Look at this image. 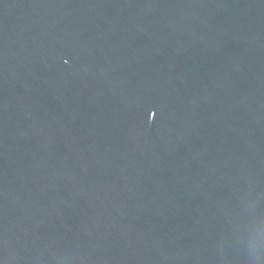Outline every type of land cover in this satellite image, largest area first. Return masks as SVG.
Here are the masks:
<instances>
[{"label":"water","instance_id":"water-1","mask_svg":"<svg viewBox=\"0 0 264 264\" xmlns=\"http://www.w3.org/2000/svg\"><path fill=\"white\" fill-rule=\"evenodd\" d=\"M0 264H264V0H0Z\"/></svg>","mask_w":264,"mask_h":264}]
</instances>
